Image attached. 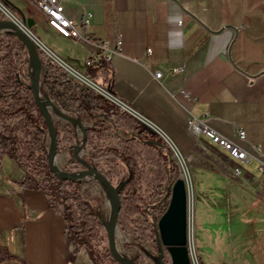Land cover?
I'll list each match as a JSON object with an SVG mask.
<instances>
[{
  "label": "crops",
  "instance_id": "crops-1",
  "mask_svg": "<svg viewBox=\"0 0 264 264\" xmlns=\"http://www.w3.org/2000/svg\"><path fill=\"white\" fill-rule=\"evenodd\" d=\"M0 1L17 18L25 22L32 18L29 29L35 35L33 9H39L33 3ZM62 1L64 14L76 22L83 11L89 12L90 22L78 26L81 32L92 34L109 49H115L120 37L106 74L97 71V79L106 81L108 91L130 114L161 129L179 151L187 153L197 144L187 131L190 117L202 119L245 148L259 144L264 150V0ZM51 28L46 44L35 36L67 65L65 55L86 71L90 49ZM71 42L80 46L77 52L66 50ZM176 67L181 70L173 71ZM157 71L163 73L159 79L153 76ZM238 129L244 131V140L236 136ZM194 170L205 173L199 167ZM245 177L261 178L257 173ZM20 178L15 159L2 158L0 264H96L67 238L63 215L49 203L48 195L22 186ZM256 223V233L247 238L243 250L236 247L221 261L203 263L264 264V210Z\"/></svg>",
  "mask_w": 264,
  "mask_h": 264
},
{
  "label": "trees",
  "instance_id": "trees-1",
  "mask_svg": "<svg viewBox=\"0 0 264 264\" xmlns=\"http://www.w3.org/2000/svg\"><path fill=\"white\" fill-rule=\"evenodd\" d=\"M6 36L11 37L10 43ZM14 41L19 43L18 47ZM0 50V160L15 159L21 172L18 183L48 195L49 203L63 215L67 238L75 244L76 250L85 247L96 264L100 263L95 251L104 261L102 264H118L107 247L98 249L102 243V223L91 202L82 198L80 182L60 177L49 169L44 149L47 125L32 96L24 46L8 32L0 35ZM106 63L100 61L87 66L85 76L94 81L97 71L105 75ZM45 70V77L52 73L57 77L65 75L63 69L51 61ZM77 97L76 117L90 122L85 126L84 146L99 167H107L106 170L101 168V172L118 191V223L126 234L139 242L157 241V220L165 210V205L159 201L160 187L166 176L178 175L168 146L138 118L104 96L95 93L88 99ZM55 131L56 151H60L62 143L70 142L74 135L73 124L67 122L62 135ZM161 264H169L168 259L161 257Z\"/></svg>",
  "mask_w": 264,
  "mask_h": 264
},
{
  "label": "rangeland",
  "instance_id": "rangeland-1",
  "mask_svg": "<svg viewBox=\"0 0 264 264\" xmlns=\"http://www.w3.org/2000/svg\"><path fill=\"white\" fill-rule=\"evenodd\" d=\"M33 17L36 21L33 32L45 43L44 39L50 34L52 28L39 10L33 9ZM9 18L10 17L0 6V20ZM17 19L26 27V22L24 20L20 18ZM26 31L29 32L30 29L29 31L26 29ZM8 32L10 31L0 27L1 36H5ZM35 35L31 34L34 40L38 39ZM6 39L9 43L12 41L9 36H6ZM13 44L16 45L19 43L14 41ZM38 44L40 45V49L42 47L43 51L52 55V53L44 48L40 42ZM79 47L80 46L75 42H71L66 45V50L69 53H74L80 49ZM42 54L43 53L39 51V55L42 61H44L45 58H43ZM45 57L47 58L46 54ZM64 58L69 65H74L70 61L68 55H65ZM78 59L83 62L82 57L78 56ZM73 68L78 72L85 73L84 65L81 67L74 65ZM42 71L40 74V81L43 80V85L39 87V92L41 94L47 93L46 96L48 100L53 105L57 106L63 114L76 117V108L79 102L77 96H80L82 99H88L93 94L97 93L95 90L96 87L92 86L93 84L91 85V83L89 84V82L86 83L81 80L80 75V78L72 76L64 69L63 71H65L66 76L63 75V77H66L67 80L58 82L56 73H53L52 79L45 80L43 79L44 77H42ZM63 77H59V79H64ZM60 83L61 85L59 86L58 84ZM94 83L108 90L100 79L94 80ZM49 113L55 130L59 131L62 135L64 125H66L68 121L51 108ZM89 124V121L82 122V125L85 126ZM73 129L74 135L71 141L62 143L60 151H56L55 156L57 160L56 162L52 161L53 165L65 172L73 174L83 173L88 170L89 167L96 168L100 171L101 168L106 170V166L99 167L97 160L90 158V150L83 145L82 128L74 124ZM207 142L210 143L209 141ZM208 143L199 139L191 151L187 153L180 151L186 160L189 177L185 174L180 156L174 154V152L169 149L170 158L177 165L178 175L166 176L160 187L161 194L159 201L161 204L165 205L166 209L169 203L173 182L180 175L184 181L187 203L190 211L191 264H201L207 261V263L211 261H221L225 259V257L233 255L234 252H236V247H241V250H243L245 247L242 245L245 244L247 238L250 239L252 237L251 235L256 233V219L264 210V188L261 186V184L264 183V177L256 178V180L245 177V175H256V163L254 161L244 163L236 160L230 157L225 150H222V148L220 149L219 146ZM50 145L51 139L46 130L44 149L47 154L50 151ZM233 163L243 169L244 175L235 176L232 173L234 167ZM198 167L203 169L205 173L196 174L194 169ZM149 168V166L146 167L147 170ZM124 175H126L125 172ZM77 181L80 182L79 188L82 198L91 202L93 209L98 214L102 223L100 230L102 243L98 249L103 246L108 248L105 232L108 213H105L102 209L105 201L104 192L108 190H106L107 188L104 184L93 173ZM113 200L115 208V199L113 198ZM119 227L121 228L120 224ZM122 232L125 237L123 248L128 254L127 259H130L136 264H139V262L144 264H160V257H166L170 263L167 248L161 243L157 241L139 242L126 234L123 229ZM79 249L85 250L88 254L85 247H80ZM94 254L100 264L104 263L96 251Z\"/></svg>",
  "mask_w": 264,
  "mask_h": 264
},
{
  "label": "water",
  "instance_id": "water-1",
  "mask_svg": "<svg viewBox=\"0 0 264 264\" xmlns=\"http://www.w3.org/2000/svg\"><path fill=\"white\" fill-rule=\"evenodd\" d=\"M33 23L34 20L32 18L26 19V27L28 30ZM0 27L12 32L15 37L19 40V42L24 46L27 52L29 64L31 66L32 96L42 116L44 117V120L47 125V131L51 139L50 151L47 154L49 169L60 177L70 178L73 180H79L80 178H83L90 173H93L98 179H100V181L107 188L111 196L115 199L116 203L114 211L109 216L108 222L105 226L109 253L114 259V261L118 264H136L130 259L121 257L117 253L113 245L111 229L118 219L120 199L118 191L116 187L111 183V181L100 170L93 167H89L88 170L83 173L73 174L65 172L53 165L52 160L56 154L57 137L54 125L52 123V118L46 105L49 104L54 111H56L60 116L64 117L68 122L72 123L73 125L77 124L79 127L82 128L83 145L85 141V125H82V121L78 117H71L69 115L63 114L57 108V106L53 105L49 100L44 101L40 99L39 83L43 64L39 55L37 44L35 43L34 39L11 19L0 20ZM139 120H141L142 123L146 125L150 131L155 132V130L146 123H144L142 119L139 118ZM151 142L160 144V142L158 141ZM187 208L188 203L186 188L182 177L179 176L172 184L169 203L164 212L160 215L157 222L156 239L157 242L161 243L167 248L170 257L169 264H191V260L189 257V248L187 245Z\"/></svg>",
  "mask_w": 264,
  "mask_h": 264
},
{
  "label": "built area",
  "instance_id": "built-area-1",
  "mask_svg": "<svg viewBox=\"0 0 264 264\" xmlns=\"http://www.w3.org/2000/svg\"><path fill=\"white\" fill-rule=\"evenodd\" d=\"M28 1L33 3L46 16L48 23L52 27L57 29L61 34H63L64 36H70V37H74L76 39H79L83 44H85L90 49L91 56L86 61L87 66L94 65L100 61H105L108 63L111 60L112 55L117 52L119 46L121 45V39L119 37L116 40L115 49H109L107 47L106 43L97 40L92 34L87 33V32H81L79 30L78 26H80L82 24H88L90 22V14L87 11H83L79 22H76L73 19L68 18L64 14V4H63L62 0H28ZM0 4L5 7V5L1 1H0ZM6 9H8V8H6ZM31 34L33 35V33H31ZM35 43L37 44L38 50L41 53H43L42 54L43 58H45V60L42 61L43 66L46 67L48 62L51 61V62H54L55 64H57L58 66H60L63 70L64 69L67 70L72 76L79 77L77 75V73H80V72H78L73 67H71L73 71H69L67 69V67L65 66L66 63L64 61L59 59L56 55L52 54L53 55L52 56V55L47 54L46 51H43L42 47L40 49V47H39L40 45L36 41H35ZM18 46L19 45L16 44V47H18ZM44 48L48 49L46 46ZM150 52H151V49L148 48L147 53H150ZM1 53H2V50H0V54ZM45 54L47 55V58L45 57ZM52 59H54V60H52ZM28 70L31 73L30 64L28 65ZM42 70H43V68H42ZM179 70H181V68H179V67H176L173 69V71H175V72H177ZM42 72H44V70ZM43 74H46V70H45V73H43ZM162 75H163V73L161 71H157L153 76H154V78L159 79ZM90 81H92V80H90ZM92 82H94V81H92ZM102 89L105 90L107 93H109L113 98L106 95L105 93H103L98 88H96L95 90L97 91L98 94L104 96L105 98L109 99L113 103H115V104L121 106L123 109L127 110L124 107V105L121 103V101H119L116 97H114L110 91L106 90L105 88H102ZM46 94L47 93H44V94L40 93L39 94L40 99H42L44 101H48ZM46 107H47L49 112H50V108L53 109L49 104H47ZM144 123H146L147 125H149L150 127H152L155 130V133H157L163 139L165 144L168 146V148L170 150H172L174 152V154H176V155L181 154L179 149L173 143V141L161 129H158L157 127H155L154 125H151L147 121H144ZM187 131L189 132L190 135L195 137V139L197 141H199V139L201 138L199 135H203L204 137L208 138L211 142L215 143L216 145L221 147L223 150H225L230 157H232L236 160H239V161L244 162V163H250V162L254 161L256 163L257 174L260 177H264V150H262L261 145L249 144V148H245V147L241 146L240 144L236 143L234 140H232L228 137H225V136L221 135L220 133L216 132L214 129H212L210 126H208L202 119H198L195 117H190L188 119ZM235 134L239 139L244 140L245 133L243 130L238 129V130H236ZM232 173L235 176H241V175H243L244 171L240 166L235 165L232 169ZM189 218H190V211H189V208H187V245L189 248V257L191 260V255H190V253H191V234H190V229H189V226H190Z\"/></svg>",
  "mask_w": 264,
  "mask_h": 264
},
{
  "label": "bare ground",
  "instance_id": "bare-ground-1",
  "mask_svg": "<svg viewBox=\"0 0 264 264\" xmlns=\"http://www.w3.org/2000/svg\"><path fill=\"white\" fill-rule=\"evenodd\" d=\"M0 6H1V8L3 9V11L10 17L9 19H11L12 21H14L15 23H17L22 29H24L25 31H26V27H25V25L22 23V22H20L18 19H17V17H15L8 9H6L3 5H1L0 4ZM4 29V28H3ZM27 32V31H26ZM30 36H31V33H29V32H27ZM32 37V36H31ZM35 41L37 42V43H39L40 41L38 40V39H35ZM39 41V42H38ZM40 44L42 45V46H44L41 42H40ZM45 47V46H44ZM53 54V53H52ZM54 55V54H53ZM65 64V63H64ZM65 66L67 67V69L69 70V71H73L72 70V68H71V66H69V65H67V64H65ZM77 75L79 76H81V78H80V76H79V78L81 79V80H83V81H85L86 83H88L89 82V84L91 83V85L92 86H94V87H96V88H98V89H100L103 93H105L106 95H108V96H110V97H112L109 93H107L105 90H103L101 87H99L97 84H95L94 82H92V81H90L84 74H81V73H77ZM113 98V97H112ZM179 156H180V160H181V163H182V165H183V167H184V171H185V174H186V176L187 177H189V170H188V168H187V164H186V160H185V158H184V156L182 155V154H179ZM56 160H57V158H56V156H54V158H53V162H56ZM107 190V189H106ZM104 198H105V201H104V207L102 208L104 211H105V213L107 212L108 213V218H109V216L112 214V212L114 211V200H113V198H112V196L110 195V193L108 192V191H105L104 192ZM108 218H107V220H108ZM108 222V221H107ZM107 222H106V224H107ZM106 224H105V226H106ZM111 233H112V238H113V245H114V247H115V250L117 251V253L121 256V257H124V258H128V254H127V252L124 250V248H123V241H124V239H125V237H124V234H123V232H122V229L119 227V223H118V221H116V223L113 225V227H112V229H111ZM127 250V249H126Z\"/></svg>",
  "mask_w": 264,
  "mask_h": 264
}]
</instances>
